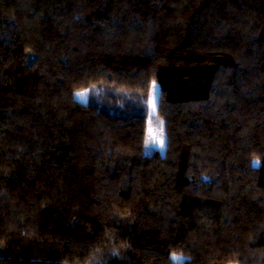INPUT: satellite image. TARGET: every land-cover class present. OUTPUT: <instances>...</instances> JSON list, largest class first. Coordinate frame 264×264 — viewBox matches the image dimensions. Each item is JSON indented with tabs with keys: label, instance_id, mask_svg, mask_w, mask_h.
Here are the masks:
<instances>
[{
	"label": "trees",
	"instance_id": "obj_1",
	"mask_svg": "<svg viewBox=\"0 0 264 264\" xmlns=\"http://www.w3.org/2000/svg\"><path fill=\"white\" fill-rule=\"evenodd\" d=\"M0 264H264V0H0Z\"/></svg>",
	"mask_w": 264,
	"mask_h": 264
},
{
	"label": "rangeland",
	"instance_id": "obj_2",
	"mask_svg": "<svg viewBox=\"0 0 264 264\" xmlns=\"http://www.w3.org/2000/svg\"><path fill=\"white\" fill-rule=\"evenodd\" d=\"M157 86V91H156V97H157V106H156V112L153 116H149V112H150V104H149V99L153 94V85ZM160 89V85L158 82H154L152 84V87L149 91L148 94V128H147V137H146V146H145V151L146 152H151L152 150H159L162 154L165 153L166 150V134H165V122H164V118L159 116L158 112H157V107H158V98H159V90ZM80 92H86V95L84 96L83 99L78 98L76 96L77 99L81 100V101H87L88 99V90H82V91H76V93H80ZM75 93V95H76ZM92 100H94V98H92ZM95 101V100H94ZM101 103V102H100ZM99 102H97V104H100ZM102 105V104H100ZM161 122H162V129H161ZM151 127V129L153 130V133L155 135H159V133L162 130L163 136H162V140H163V145L161 146V143L159 141V139H157L155 142H150L149 139V128Z\"/></svg>",
	"mask_w": 264,
	"mask_h": 264
},
{
	"label": "snow or ice",
	"instance_id": "obj_3",
	"mask_svg": "<svg viewBox=\"0 0 264 264\" xmlns=\"http://www.w3.org/2000/svg\"><path fill=\"white\" fill-rule=\"evenodd\" d=\"M156 91H157V86L154 84L153 85V94H152V96L149 99V104H150L149 116L150 117L153 116L155 114V112H156V106H157V97H156V94H155ZM85 95H86V92L76 93V96L78 98H81V99H83ZM161 129H162V122H161ZM162 136H163L162 130L159 133V135H155L153 133V130L151 129V127L149 128V139H150V142H155L157 139H159V141L161 143V146H162L163 145ZM253 163L255 165H258L259 164L258 161H254ZM171 258L174 261H178V260H182L183 259L182 257H177L175 255H173Z\"/></svg>",
	"mask_w": 264,
	"mask_h": 264
}]
</instances>
